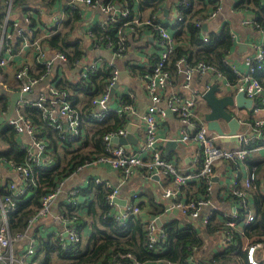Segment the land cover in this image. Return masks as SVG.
I'll return each instance as SVG.
<instances>
[{"label":"built area","instance_id":"1","mask_svg":"<svg viewBox=\"0 0 264 264\" xmlns=\"http://www.w3.org/2000/svg\"><path fill=\"white\" fill-rule=\"evenodd\" d=\"M13 1V0H12ZM113 0H67L66 6L70 8H77L79 4L86 8L97 7L103 13V20L99 26L103 30H107L109 25L123 26L132 24L138 25L137 19L128 20V11L126 8L117 10ZM264 4V0H262ZM187 0H177L174 8L175 21H183L181 15L182 7H188ZM12 2L6 3L5 15L0 23V74L8 64V55L13 53L14 46L19 45L20 50L31 48L35 53L36 60L44 67V71L37 77L29 76V65L24 63L18 67L15 73V79L19 82L20 95L18 96L16 106V116L9 119L6 123L12 127L17 134H25L30 137V146L23 145L22 149L26 153V163L23 165H13L7 161H3L11 166L13 171L20 177L21 185L18 186L14 182H8L5 185H0V261L8 264L14 262L13 249L14 245L21 242L29 236L28 245L22 246L19 253V263L25 264L26 261L35 255L37 245H35V238L33 237V229L41 218L50 213V209L58 195L62 192L63 182H60L56 187L52 188L41 200V207L38 212L32 216L28 222L27 229L23 233L10 234L8 228L7 214L13 212L16 208L13 201L14 198L24 197L29 194L27 191L30 186L36 185L34 168L41 167L42 158L40 154L46 150V143L42 142L37 135L36 126L31 119L25 117L21 113V108L28 106L35 108L41 113V118L48 125L54 126L56 129L62 130V137H67L69 141H74L80 136V126L83 120L103 122L108 115L114 111L108 105L110 97V88L116 83L119 69L114 65V58L120 57L126 51L127 38L123 31L118 30L117 41L112 44L110 41L104 43L105 50L110 52L111 59L103 58L95 60H87L85 63L77 62L74 65H79V74L76 82H85L91 76L96 75L100 69L105 68L110 71V78L108 84L103 91L95 96L92 100V107L94 110L88 111L84 116L79 110L72 107L68 100L67 93L54 82H51L52 66L55 61L68 63V58L60 51H53L47 53L44 46L40 42L23 30L20 23L14 19L9 18V11ZM219 7L217 8V10ZM209 14L207 21L215 17L216 12ZM41 12L42 10H37ZM29 14V12H27ZM26 25L29 20L24 17ZM62 19L58 15L50 17L49 21L40 23L43 30L51 31L59 27ZM19 23V24H18ZM148 25H152L155 30V38L158 46V55L153 63L148 74L138 77L143 90L149 97V105H147L145 113L141 116V121L144 126V135L141 145L134 151L128 152L122 147L114 146L113 139L124 136L126 134L125 128L117 130H110L102 137L105 153L94 157L91 161L86 162L83 166L78 168L81 170L85 167H93L100 164L109 166L112 170H120L123 179H128L133 174H136L137 169H143L149 177L159 176L167 180V186L162 191V197L172 201L171 206L178 209L182 214L188 215L192 219H197L204 207L210 206L209 213L204 214L201 219V225L211 220L218 215L224 222L223 238L219 240L218 247L220 251H224L232 243L234 234L243 233V228L250 226L255 221V210L246 206L245 198L247 196L245 191L237 190L236 184L238 182L237 175L231 176L226 182V188L237 198L235 207L228 210H220L218 205L210 203L208 197L212 192V176L214 171V164L222 160L243 161L250 153L264 148V119H258L251 122L243 123L249 132L238 133L237 142L239 146L236 149H225L216 144L217 136L208 130L206 122L199 121L195 118L194 110L196 108V100L201 97L212 83H217L222 79V74L217 72L215 67L204 62H198L191 65L186 62L185 58H180L176 63L177 74H180L181 89L177 92H172L168 97L162 99V93L166 88L171 87L172 76L166 68L169 55L176 46L172 36L168 30L161 25L147 21ZM203 22L196 23L200 26ZM31 25V24H30ZM29 25V26H30ZM13 32L15 34L13 35ZM14 37L17 38L18 43H14ZM203 43L208 42V36L201 37ZM226 62V60H225ZM227 63V62H226ZM245 70L241 71L236 66L228 64L229 68L236 76L233 84L225 82V85H230L235 92H243L245 97L252 101L251 109L253 112H264V88L259 80L254 77V71L264 70V52L261 46L257 47L255 53L247 56L242 63ZM207 75L206 84L201 89L193 87L194 82L198 83ZM209 79L213 81L208 82ZM46 82L44 88L37 90V94L33 98H28L26 95L30 93L40 83ZM2 84V83H0ZM196 86V85H194ZM131 100H135V96L130 95ZM164 101V105L161 103ZM129 103L122 104V111L134 112L133 106ZM169 110L177 119L180 129L177 141L182 144L194 142L198 147L197 169L194 173L184 174L177 171L175 165L167 160L162 153V149L158 146V128L161 119L165 116L166 111ZM116 111V110H115ZM168 141L170 139H162L161 141ZM254 179L253 172L245 177L241 182L245 188H248L250 181ZM193 180H198L205 185V193L202 197L186 198L182 201L178 196L182 188L187 186ZM95 184H103L109 189L106 196V205L109 211L106 214L115 222L117 227H126L127 220L140 213L138 207L139 196L138 193H133L131 201L123 206H117L116 201L118 188L112 187L109 183L101 182L98 179L94 180ZM225 192V191H224ZM78 191H70V196L75 198ZM72 204L68 205L71 208L77 206V201L71 200ZM241 213L243 216L241 217ZM62 220L65 222L64 233L67 239L60 242L63 249H68L74 246L80 239L77 228L64 215ZM144 231L146 234V244L148 248H153L159 243L164 233L160 227H156L155 219L147 220L144 223ZM244 254L246 264H264V244L262 242L249 243L244 242L241 247ZM128 260L132 259L128 253L123 255ZM197 257L191 255L187 259L186 264H195ZM202 256H199V260Z\"/></svg>","mask_w":264,"mask_h":264},{"label":"crops","instance_id":"2","mask_svg":"<svg viewBox=\"0 0 264 264\" xmlns=\"http://www.w3.org/2000/svg\"><path fill=\"white\" fill-rule=\"evenodd\" d=\"M9 1L12 2V0H0V12L3 13V17L6 11V3ZM66 1L67 0H56L52 6L46 8L39 4H34L33 2H25L24 5H20L16 9L11 8L8 16L10 19L18 21L20 23H18L20 27L25 30L32 38L38 41L47 38L49 40L55 33H65L64 25L68 20V17H65L64 15V10L67 8ZM160 1V8H162L161 10L159 9L158 12L157 7L154 13H152L151 8L141 7L143 3L142 0H127L126 5L120 0H116L114 2L117 10L128 7V9H126L128 11V20L130 21L132 19H137L136 24H138L136 26L129 24L123 26L122 28V31L127 38L128 47L122 56L114 58V65L120 71H126L130 79L128 83L117 81L118 87L115 88L112 95L109 93L110 97L108 99V105L114 109V111L109 115L115 114L119 119H122L123 125L121 128L126 129L128 124H132L134 126V134L132 136L133 138L130 137L126 144H113L114 146L122 147L128 152L136 150L143 141L144 126L141 121V116L145 113L146 107L150 103L149 97L143 90L141 83L137 79V76L130 72L128 67L135 69L137 66H147L150 60L155 59L158 55L159 48L156 46L155 35H153L148 29L150 26L147 24V21L157 23L166 28L172 38H174L176 29L174 28L176 21L174 19L173 13L177 0ZM237 1L238 0H219V9L217 10L215 17L203 22L207 25V31L204 32L201 29V37L206 36L209 31H218L221 27L227 25L230 29L233 47L230 54L226 56V62L236 66L237 69L245 70V66L242 64L243 60L247 56L253 55L258 46L260 47L264 45V35L259 28L255 27L254 15L251 12L245 9L235 8ZM212 4L213 3H209L208 0H195L193 2L195 9L202 10V13L208 12V15L210 12L215 10L214 5ZM28 10L35 11L32 15L35 24L32 23L30 26L26 25L24 21V17L26 15V12L24 11ZM37 10L42 11L39 13ZM44 11L47 12L45 13ZM71 11L74 12L76 18H73L70 23L73 26V30L70 32L71 34L67 38V41L71 44V47L68 48V51L73 52L75 58L82 59L80 61V65L85 63L87 60H95L100 58L110 60V52L105 50L103 47L93 44L94 36L89 34L90 31L96 28L95 26L99 25L104 18L100 9L97 7L86 8L84 5L79 4L76 10ZM53 15H58L61 17L62 21L59 24V27L51 31L43 30L40 27V23L49 21L50 17ZM2 19H0V23ZM172 19L173 22L170 23L169 20ZM67 29L69 30L68 27ZM14 34L15 32H13V35ZM13 42L18 43L16 37H14ZM43 46L47 53L57 51L47 43H45ZM8 58V64L0 74V83H2L0 84V95L4 97L7 103L4 108H0V127L6 126L8 120L16 116L17 100L18 96L20 95V84L15 79V73L18 70V67L24 63H29L32 65V67H34V75H36L38 72H41L39 71V68L42 67V65L36 60L35 53L31 48L20 50V46L18 44L15 45L13 53L8 55ZM153 62L152 64L150 63L148 67L152 66ZM76 66L77 65L68 66L67 63L55 61L52 66L50 81L56 84L60 81L70 83L77 81L79 66ZM181 79L182 77L180 74L174 75L171 87L166 88V90L162 93V99L168 97L172 92L180 91ZM211 81H213V79L208 80V82ZM225 82L228 81L223 76L222 79L218 80L217 83H212V85L219 86L216 96L236 94L230 85H225ZM45 84L46 82L40 83L26 96L28 98L35 97L37 90H39L41 87L44 88ZM194 85L193 87L196 89H201L203 87L201 80L198 83L194 82ZM132 94L135 96V100L133 101L130 97ZM78 98L79 102L77 106L81 108L83 105H85L87 98L83 94H80ZM124 103H129L131 106H133L134 112L122 111L119 113L118 111L122 110V104ZM161 105H164V101H162ZM207 110L208 108L202 96L197 98L196 108L194 110L195 118L199 121H204L203 115ZM233 113L237 116L238 120H240L242 128L244 127L237 133H246L250 131V128L247 130L246 126L243 124L244 122L247 123L258 119H264L263 111L255 113L252 111L251 107L247 109H235ZM84 122L85 121H83L80 126V136L74 140L77 141V143H83L84 141L85 128H83V125H87V123ZM179 129L180 125L176 117L172 113H167L166 111L165 116L160 121V126L157 132L159 138L158 146L162 149L163 156L175 165L177 171L184 174L194 173L198 166V147L194 142H189L187 144L179 143L177 141ZM162 139H170L171 141L173 140L177 143L173 146L166 145L167 140L161 141ZM16 141L18 142L19 149H22L23 145L30 146V137L25 134H17ZM216 144L225 149L231 150L236 149L239 146L237 140L221 143L219 142L218 138L216 140ZM46 152L48 151L46 150ZM42 160L44 162H42L41 167L49 168L53 167L55 164V160L47 158L46 155L44 158H42ZM249 163H253V165L249 166ZM253 168L257 170V179L262 191L264 192V148H262L250 153L242 162L233 163L230 161H218L215 163L212 176V192L210 197L207 199H209L210 203L218 205L221 210H228L235 207V201L228 199L227 194L224 192V185L229 181L230 177L234 175H237L239 182H241L245 177L248 176V173L253 172ZM156 177L158 178L147 176L144 170L140 168L137 169L136 174H133L128 179H123L122 172L120 170H112L109 166L104 164L93 167H85L81 170H78L63 181L62 192L52 204L50 213L41 218L36 224L35 229L33 230L37 233V235L33 234V237L35 238V245H39L37 236L43 237L49 234L53 235L58 241L59 246L63 239H67L64 233L65 222L62 220V216H65V206H68L69 204L71 205V200L77 201L78 204L75 208H71L69 206L68 208L71 210L75 219L77 217L86 219V217H84V213L87 211L88 203L91 201L92 196L86 195L82 192L88 188L89 184L94 183L95 179H98L101 182L109 183L112 187H117L119 189L116 197L118 200L117 206H123L125 203L128 204L131 201L130 199L132 194L138 193V204H140V208L142 206L140 212L141 215L148 220L159 218L161 221L160 229L166 223V221L175 219L178 221L180 227H183L188 223L196 231H202L201 236L204 239L205 247L202 252L199 251V256H202L201 261L209 260L213 253L220 252L218 242L220 238H223V233L225 231L223 225L221 227L222 223L220 217L216 215L211 220L209 219L205 226H202L200 224L201 219L203 218L204 214L210 212V206L204 207L197 219H192L188 215L182 214L178 209H175L171 206L172 201L162 197V191L167 186V180L159 176ZM8 182H14L18 186L21 185L18 174L13 171L9 164L0 160V185H5ZM72 190L78 191L75 198H72L69 194ZM91 191L93 190H90L89 192ZM31 193L32 191L29 192L28 196L31 195ZM204 193L205 186L203 183L198 180H193L181 190L178 197L182 201H185V199L189 197H202ZM251 201L252 198L249 200V205L252 204ZM157 210L160 211V214L155 215L154 213ZM242 216L243 214L241 213V217ZM71 223L77 228L79 232V241L82 239L85 241L87 236L90 234L91 229L89 227H82L80 231L78 224H75V221L72 220ZM211 229L212 234L207 235L206 233H209ZM28 242L29 236L14 245V262L12 264H20V250L22 246L26 244L28 245ZM72 247H69L68 249ZM61 249L67 250L63 249L62 247ZM34 257L28 259L25 264H34ZM1 263L8 264L5 262ZM126 264H136V261L132 258L128 260Z\"/></svg>","mask_w":264,"mask_h":264},{"label":"trees","instance_id":"3","mask_svg":"<svg viewBox=\"0 0 264 264\" xmlns=\"http://www.w3.org/2000/svg\"><path fill=\"white\" fill-rule=\"evenodd\" d=\"M55 1L13 0L11 8L16 9L18 6L24 5L25 2H33L46 8L52 6ZM115 1L113 0L112 2ZM120 1L126 5L127 0ZM194 1L187 0L188 7H182L181 9V15L184 20L180 22L176 21L174 26L176 29L173 40L176 46L169 55L166 68L174 79V75L177 74L175 63L180 58H185L186 62L191 65L204 62L214 66L217 72L221 73L230 84H233L236 76L225 62L226 56L230 54L233 47L230 29L227 25H224L218 31H209L207 34L208 42L203 43L201 40V27L196 26V23L204 22L209 15L208 12L202 13V10L195 9L193 6ZM208 1L209 3H213L212 5L215 6V9L219 6V0ZM142 2L141 7L151 8L152 13L156 11L157 7L158 12L162 8H160V0H142ZM235 8L245 9L251 12L254 15L255 27L259 28L264 35V4L262 0H238ZM71 10H76V8L67 7L64 10L65 17H68L65 24L66 27L64 25L65 33H55L49 40L47 38L41 40L42 42L39 41L41 45L47 43L54 50L63 53L68 58V66H74L75 63L82 60L75 58L74 53L68 51L71 44L67 41V38L73 30V26L70 23L73 18H76V15ZM24 12H26L25 16L29 20L27 25L35 24L32 16L35 11L28 10ZM44 12L46 13L47 11ZM2 18L3 13L0 12V19ZM149 26L148 29L155 35L153 26ZM95 27L89 34L94 36L93 43L100 46H104V43L107 41L115 44L118 30L122 31L119 25H109L107 30H103L99 25ZM127 47L128 42H126V49ZM261 48L264 52V45ZM154 60L156 58L150 60L149 64H152ZM148 65L137 66L135 69L128 67V70L138 78L149 73L152 66L148 67ZM29 66V76L31 77H37L44 71V67L42 66L39 68L41 72L34 75V67L32 65ZM254 77L259 80L264 88V70L254 71ZM109 78L110 71L102 69L96 75L85 80V82L79 83L74 81L70 83L60 81L57 85L67 93L72 107L79 110L81 115L84 116L88 111L94 110L91 100L103 91L109 82ZM80 94L85 95L87 98L85 105L81 108L77 106ZM6 104L4 97L0 95V108H4ZM21 113L25 117L30 118L36 126L38 138L47 145L46 150L48 152L45 150L44 155L49 159H54L55 164L49 168H34L36 185L30 186L27 190L28 192L32 191L31 195H27L26 198L19 197L13 199L16 208L13 212H8L7 214L10 234L25 232L29 220L40 209L42 198L60 182H63L77 172L78 168L86 162L91 161L96 156L104 154L103 135L110 130L120 129L123 125L122 119H119L115 114L109 115L107 120H104L105 122L100 123L83 120L85 121L84 123H87L86 126L83 125V128H85V138L83 143H77V141H69L67 137H62V130L56 129L54 126L44 122L41 118V113L37 109L24 106L21 108ZM16 135L17 133L12 127L8 125L0 127V160L7 161L13 165H23L26 163V153L24 149H19ZM222 161L238 163V161L234 160ZM251 165L253 163H249V166ZM250 174L248 173V176ZM253 175L254 179L249 182L250 186L248 188L241 185L239 179L235 188L246 192V206H250L255 210V221L250 226L243 228V233L234 234L229 247L224 251L213 253L209 260H199V251L202 252L205 247L204 239L201 236L202 231H196L188 223L180 227L178 221L175 219L166 221L161 227L164 233L163 239L153 248H148L146 234L143 228L144 223L148 219L139 213L127 220L126 227H117L115 222L106 214L109 211L106 205V196L109 193V189L105 188L103 184L91 183L82 192L92 196L91 201L88 203L87 211L84 213L86 219L78 217L75 219L68 206H65L64 209L65 217L71 222L72 220L75 221L80 231L82 227H89L91 229L85 241L82 239L74 247L62 250L53 235L37 236L39 245L35 250L33 262L34 264H126L128 259L123 255L129 253L131 258L136 261V264H186L187 259L191 255L198 258L195 264H246L244 254L241 251L244 242H262L264 244V192L257 179V170L254 168ZM90 190L93 191L89 192ZM224 191L228 199L237 202V198L226 188V184L224 185ZM251 198L252 204L249 205ZM138 207L141 212L142 206L140 208L139 204ZM154 214H160V211L157 210ZM221 223V227L222 225L224 226L222 220ZM33 234L37 235L34 231ZM206 234H212V229ZM0 264L3 263L0 262Z\"/></svg>","mask_w":264,"mask_h":264},{"label":"water","instance_id":"4","mask_svg":"<svg viewBox=\"0 0 264 264\" xmlns=\"http://www.w3.org/2000/svg\"><path fill=\"white\" fill-rule=\"evenodd\" d=\"M166 11V10H165ZM201 29L206 32L207 25L203 23ZM129 75L126 71H119L117 75V81L128 83ZM208 76L205 75L202 79V85L206 84ZM116 83L110 88V95L118 87ZM219 90L218 85H211L209 89L205 91L202 98L205 100L208 110L203 115V119L206 122V126L209 131L213 132L219 142L224 143L232 140H237V132L241 131L242 125L237 116L233 113L235 109H247L251 107L252 101L245 97L243 92H236L234 95L216 96V92ZM167 113H171L167 110ZM244 126V125H243ZM127 134L125 136L117 137L113 139V143L126 144L128 139L134 134V126L128 124L126 127ZM133 138V137H132ZM176 141L168 140L166 145L173 146ZM44 154H40L41 158H44ZM153 178H158L153 176ZM118 202V200L116 199ZM156 227H160L161 221L159 218L155 219Z\"/></svg>","mask_w":264,"mask_h":264},{"label":"rangeland","instance_id":"5","mask_svg":"<svg viewBox=\"0 0 264 264\" xmlns=\"http://www.w3.org/2000/svg\"><path fill=\"white\" fill-rule=\"evenodd\" d=\"M218 7H219V6H217L215 10L213 9L214 11H212V12H215V11L217 10ZM214 8H215V6H214ZM212 12H210V13H212ZM169 22L172 23V22H173V19H172V20H169ZM241 71H244V70H241ZM199 107H200V106H199ZM201 107H202V105H201ZM82 173H83V172H82ZM13 247H14V246H13Z\"/></svg>","mask_w":264,"mask_h":264}]
</instances>
